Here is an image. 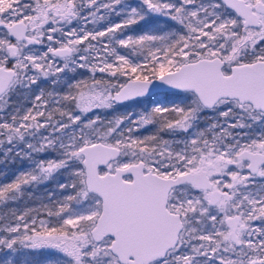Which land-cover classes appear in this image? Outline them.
Here are the masks:
<instances>
[{
    "label": "snow or ice",
    "instance_id": "obj_1",
    "mask_svg": "<svg viewBox=\"0 0 264 264\" xmlns=\"http://www.w3.org/2000/svg\"><path fill=\"white\" fill-rule=\"evenodd\" d=\"M0 163V264H264V0H0Z\"/></svg>",
    "mask_w": 264,
    "mask_h": 264
},
{
    "label": "rangeland",
    "instance_id": "obj_2",
    "mask_svg": "<svg viewBox=\"0 0 264 264\" xmlns=\"http://www.w3.org/2000/svg\"><path fill=\"white\" fill-rule=\"evenodd\" d=\"M135 27V26H134ZM140 107H135L136 109L131 110V109H121V110H116V108L114 109H110V110H97V112L101 115V117L103 119H112L115 116H119L122 115L126 112H140L142 111L145 107H150L151 104H148V102L143 101L141 103L138 104ZM142 109V110H141ZM122 112V113H121ZM20 165H13L11 163L9 164H3L0 163V172H7L9 174V178H11V175L14 171H17L20 169ZM49 190H55V182H52L51 184L47 185V186H40L38 189L32 190L30 189V191H34V196L37 198H43L44 196H46L47 192ZM57 195L59 196V192L57 191ZM34 198L32 200H28L27 203L29 206H35L40 202V199ZM8 207H23V204L19 205V206H13V205H9ZM8 209H0V211H7ZM37 259H40L43 261V257L40 256L39 254L37 255Z\"/></svg>",
    "mask_w": 264,
    "mask_h": 264
},
{
    "label": "trees",
    "instance_id": "obj_3",
    "mask_svg": "<svg viewBox=\"0 0 264 264\" xmlns=\"http://www.w3.org/2000/svg\"><path fill=\"white\" fill-rule=\"evenodd\" d=\"M143 101H146V102H148V104H151V101L149 100V98H141V99H137V100L127 101V102H125L123 104H120V105H116V107H117L116 110H118V111L121 110V109H131V110H134V109H136L135 107H138L139 108L140 106L138 104L141 103V102H143Z\"/></svg>",
    "mask_w": 264,
    "mask_h": 264
},
{
    "label": "flooded vegetation",
    "instance_id": "obj_4",
    "mask_svg": "<svg viewBox=\"0 0 264 264\" xmlns=\"http://www.w3.org/2000/svg\"><path fill=\"white\" fill-rule=\"evenodd\" d=\"M139 99H141V98H139ZM132 101V100H131ZM118 105H120V104H118Z\"/></svg>",
    "mask_w": 264,
    "mask_h": 264
},
{
    "label": "water",
    "instance_id": "obj_5",
    "mask_svg": "<svg viewBox=\"0 0 264 264\" xmlns=\"http://www.w3.org/2000/svg\"><path fill=\"white\" fill-rule=\"evenodd\" d=\"M131 101V100H130ZM127 102V101H126ZM125 103V102H124Z\"/></svg>",
    "mask_w": 264,
    "mask_h": 264
}]
</instances>
